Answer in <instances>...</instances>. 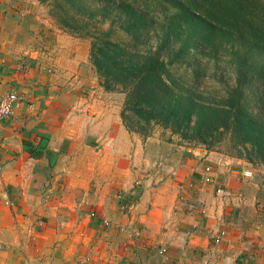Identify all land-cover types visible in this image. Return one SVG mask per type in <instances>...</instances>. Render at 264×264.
<instances>
[{"label":"crops","instance_id":"1","mask_svg":"<svg viewBox=\"0 0 264 264\" xmlns=\"http://www.w3.org/2000/svg\"><path fill=\"white\" fill-rule=\"evenodd\" d=\"M23 13L0 0V94L21 100L0 124V264H144L132 251L134 220L118 209V194L126 204L138 183L143 253L168 250L148 264H264L255 188L217 153L187 155L131 132L83 69L84 50L15 52ZM207 166L232 197L205 182ZM118 239L130 241L125 254Z\"/></svg>","mask_w":264,"mask_h":264},{"label":"trees","instance_id":"2","mask_svg":"<svg viewBox=\"0 0 264 264\" xmlns=\"http://www.w3.org/2000/svg\"><path fill=\"white\" fill-rule=\"evenodd\" d=\"M40 1L56 6L58 21L90 29L78 18L91 7L87 0ZM98 1L94 18L110 28L94 33L92 61L107 90L126 93L122 118L131 132L147 137L161 125L199 141L230 132L264 162V117L246 102L254 83L264 85V0ZM152 12L162 22L156 47L148 43ZM117 24L132 42L115 40ZM218 55L233 65L235 83L208 92L200 79ZM182 67L191 78L179 74Z\"/></svg>","mask_w":264,"mask_h":264},{"label":"rangeland","instance_id":"3","mask_svg":"<svg viewBox=\"0 0 264 264\" xmlns=\"http://www.w3.org/2000/svg\"><path fill=\"white\" fill-rule=\"evenodd\" d=\"M12 2L15 9L20 8L24 11L23 14L15 17L13 25L18 29V32H16L18 36L16 38L18 39L17 43L19 46L17 47V44H15L16 41H14V47L16 48L15 52L19 50L26 57H36L33 55L38 54V56H41L46 53L56 51V48L62 44L68 46V49H72V51H78V49L81 51L84 50L85 52L81 53V56L85 58L83 69L90 76H97L98 82L102 83L101 87L108 92L106 94L109 96V99L113 103H117L123 111L126 93L122 91L121 88H118L117 90H107L104 87V79L100 76L91 57L94 33H97V29L98 33H100V29L108 30L110 28V21L101 23V20L94 18L97 11H100V1L87 0V3L91 6L89 7L90 10L88 9L87 11L80 13V16H78L80 21L87 19L90 25H85L90 27L89 30L76 28L77 25L70 26L67 22H62L61 19L58 21V18L54 16L58 13V9L54 4L46 5L40 0H12ZM63 12L64 10L62 13ZM151 16L155 17L156 22L154 26H156V29L150 31L151 35L148 43L152 44V47H156L160 41L158 40L157 35H161L160 25L162 22L156 17L157 13L152 12ZM118 25L119 24L115 26L117 30L115 33L116 35L114 36L115 40L122 37L125 41L132 42L127 36H125L126 34L119 29ZM141 46L144 45L141 44ZM227 61L228 58L226 55H218L216 59L214 58L208 63L206 62L207 65H204V68L207 69V73L202 68L204 72L202 73L200 84L208 92L223 91L224 87L234 85L236 78L235 70L233 65ZM203 63H205V60ZM179 74L184 75L185 78H191L190 76H187L184 67L180 69ZM259 95H263V101L261 103L259 102ZM246 96V102L249 107L253 108L259 115L264 117V85L254 83L251 88L247 90ZM137 134L145 139L149 137H156L160 140L170 142L177 147H180L183 152L186 151L187 155H190V153H198L199 155L217 153L220 157H222V161L226 163V166L230 167L231 171L236 172V174H240L242 176V180H246L250 184L249 187L255 188L252 191L253 206L264 213V162H262V158L255 156V153L252 152V150H248L247 148L245 149V146H242V143H239L236 138H233V134L230 132L223 133L222 135L220 133H216L214 134L215 136L210 137L207 141H199L195 140L193 137L184 139L181 135L173 134L170 129H166L161 125H155L150 136L144 137L140 133ZM213 183L216 188L221 182L217 181V183H215L214 181L209 184ZM138 185L136 184L133 189L132 198L129 196L125 197L124 201L126 204L122 203L124 197L123 195L125 193L118 194V209L119 212L123 216H126L130 221L134 220V222H132L133 225L130 224L133 226V232H131V235L133 236L132 242L134 248L132 251L134 253V258L141 260L144 264H148L153 262L154 257H157L155 254L161 256L168 250L165 249L166 251H164L162 250L163 248L157 249L150 247V251L143 253V230L141 227H137L136 225L138 222L136 218L137 207L139 205V198L142 194L141 187L139 188ZM248 191L249 189H247V192ZM93 213L94 215H97L96 212ZM236 214L238 216V211H236ZM133 216H135L136 220ZM262 220L264 221V216ZM104 225L108 226L109 224L104 222ZM261 228H263V230L260 231L259 237L261 238L260 248L263 257L262 262H264V223ZM117 242L119 243L121 253L125 254L126 248H129L130 246V241L128 239L127 241L125 239H118ZM156 264H159V262Z\"/></svg>","mask_w":264,"mask_h":264},{"label":"built area","instance_id":"4","mask_svg":"<svg viewBox=\"0 0 264 264\" xmlns=\"http://www.w3.org/2000/svg\"><path fill=\"white\" fill-rule=\"evenodd\" d=\"M20 102H21L20 96L17 92H8V93L0 94V124L4 123L5 121H7L9 118L12 117L15 108L20 105ZM212 170L213 169L211 166H207L206 168L207 175L204 178L206 183H210V182L212 183L215 180L214 177L210 174L212 173ZM215 192L220 197L233 196V191L228 186L222 183H219V185H217V187L215 188ZM225 234H226L225 232H222L221 236L224 237ZM263 237H264V233H263Z\"/></svg>","mask_w":264,"mask_h":264}]
</instances>
